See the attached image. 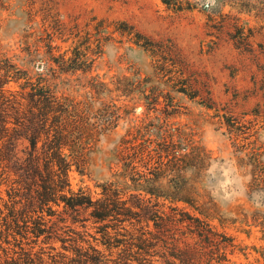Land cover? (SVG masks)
Returning <instances> with one entry per match:
<instances>
[{
	"label": "rangeland",
	"instance_id": "374dc122",
	"mask_svg": "<svg viewBox=\"0 0 264 264\" xmlns=\"http://www.w3.org/2000/svg\"><path fill=\"white\" fill-rule=\"evenodd\" d=\"M9 64L79 102L98 141L74 189H193V224L264 264V0H0Z\"/></svg>",
	"mask_w": 264,
	"mask_h": 264
},
{
	"label": "trees",
	"instance_id": "16d2710c",
	"mask_svg": "<svg viewBox=\"0 0 264 264\" xmlns=\"http://www.w3.org/2000/svg\"><path fill=\"white\" fill-rule=\"evenodd\" d=\"M17 68L0 67V264H234L230 240L180 207H193V189L171 197L161 186L122 183L124 174L97 184V196L74 189L70 173H85L98 139L81 123L79 102L48 75ZM183 235L195 245H182Z\"/></svg>",
	"mask_w": 264,
	"mask_h": 264
}]
</instances>
